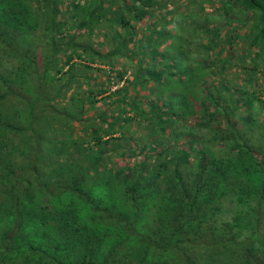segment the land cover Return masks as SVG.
<instances>
[{
	"label": "trees",
	"instance_id": "trees-1",
	"mask_svg": "<svg viewBox=\"0 0 264 264\" xmlns=\"http://www.w3.org/2000/svg\"><path fill=\"white\" fill-rule=\"evenodd\" d=\"M263 52L264 0H0V264H264Z\"/></svg>",
	"mask_w": 264,
	"mask_h": 264
},
{
	"label": "rangeland",
	"instance_id": "rangeland-1",
	"mask_svg": "<svg viewBox=\"0 0 264 264\" xmlns=\"http://www.w3.org/2000/svg\"><path fill=\"white\" fill-rule=\"evenodd\" d=\"M246 60V59H245ZM248 60V58H247ZM258 60V63H259V67H261L257 73H255V77H256V80H254L252 82V85H248V89L250 90V88H255L258 90V93L260 95V97L262 99H264V72H262L264 70V52L262 53V56L261 57H258L257 58ZM251 61H254L253 58H250L249 59V62ZM239 67V66H238ZM231 70H234L233 68H230ZM258 69V68H257ZM234 73L236 75L237 74V69L234 70ZM126 74L128 76H130V73L129 71L126 72ZM200 75H204V74H200ZM234 75V74H233ZM236 77V76H235ZM237 79H235L236 83H240L241 82V78L240 77H236ZM121 81H119L120 83ZM243 82V81H242ZM259 116H261V114H259ZM189 118H192V117H189ZM188 138V135L187 134H182L181 138L177 139V144L178 145H184L185 144V139ZM198 142L196 140L193 141L192 145L194 146H197Z\"/></svg>",
	"mask_w": 264,
	"mask_h": 264
}]
</instances>
